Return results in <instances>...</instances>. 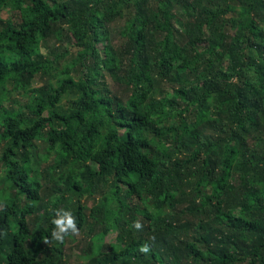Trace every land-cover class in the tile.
Masks as SVG:
<instances>
[{
	"label": "trees",
	"instance_id": "trees-1",
	"mask_svg": "<svg viewBox=\"0 0 264 264\" xmlns=\"http://www.w3.org/2000/svg\"><path fill=\"white\" fill-rule=\"evenodd\" d=\"M0 149V264H264V0H0Z\"/></svg>",
	"mask_w": 264,
	"mask_h": 264
},
{
	"label": "rangeland",
	"instance_id": "rangeland-1",
	"mask_svg": "<svg viewBox=\"0 0 264 264\" xmlns=\"http://www.w3.org/2000/svg\"><path fill=\"white\" fill-rule=\"evenodd\" d=\"M2 19L7 20L9 18H12V14L4 11L1 14ZM15 20H17V18H13ZM114 42L118 43L119 42V38H115ZM51 46V48H55V47H59L58 44H56L55 42H51V44L49 45ZM50 48V49H51ZM45 54H48L49 51L47 50H43ZM117 80H114L112 78H108L106 81V85L107 87L114 93L117 94L119 96L122 95V89H120V86L117 84L116 82ZM45 83V79H36L33 82V86L35 87H39L42 86ZM7 105H9V108H12L14 110H22L27 112L26 106L29 105L30 103V97L29 95L23 93V92H15V91H11V94L9 96V98L6 101ZM39 149L40 150H44V146L42 143H39ZM0 156H1V149H0ZM105 194H107L108 191V187H103L102 191ZM48 193L44 195V192L42 193V198L43 201L42 206H44L45 211H48V207L46 206V203L48 201ZM101 195L100 194H96L93 197H87L85 196L82 199V203L84 205H87L88 208H91L92 206H94L100 199ZM127 203L134 207L135 205H138V201L137 200H130L127 199ZM140 206V205H139ZM41 208V205H40ZM41 213V214H40ZM89 213V211H87V214ZM44 214V210L42 209L41 212H37L35 214V216L32 217V219H39V221H37L36 225H40V217H42V215ZM168 214V216H170L171 214H174L172 211L166 213ZM167 216V215H164ZM33 227H35L34 225H32ZM118 233L117 231H111L109 236H107L106 238V243L108 245H110L111 243H116L118 242ZM91 239L92 237L89 236L88 232H80V234L75 235L74 238H68L66 245L64 247V254L62 255V259L59 262V264H90L88 258H87V254L86 251L89 248V246L91 245ZM53 248V247H52ZM55 248V247H54ZM53 248V249H54Z\"/></svg>",
	"mask_w": 264,
	"mask_h": 264
},
{
	"label": "clouds",
	"instance_id": "clouds-1",
	"mask_svg": "<svg viewBox=\"0 0 264 264\" xmlns=\"http://www.w3.org/2000/svg\"><path fill=\"white\" fill-rule=\"evenodd\" d=\"M5 210V205L3 203H0V211ZM52 211L54 213L52 219V224L54 227L50 234V239L52 241L63 244L68 236H75L79 234L76 217L72 214L71 211L62 208L53 209ZM133 227L137 230H141L143 225L139 221H136L134 222ZM0 235H6V233L0 231ZM49 242V239L44 240V243L46 244H48ZM140 251L145 254L148 253L150 251L149 245H142L140 247Z\"/></svg>",
	"mask_w": 264,
	"mask_h": 264
}]
</instances>
